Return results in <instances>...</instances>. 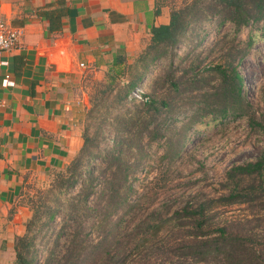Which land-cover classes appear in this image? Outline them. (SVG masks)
Here are the masks:
<instances>
[{
	"label": "trees",
	"instance_id": "trees-1",
	"mask_svg": "<svg viewBox=\"0 0 264 264\" xmlns=\"http://www.w3.org/2000/svg\"><path fill=\"white\" fill-rule=\"evenodd\" d=\"M207 22L216 25V29L228 24L235 35L248 28V48L256 32L264 30V0H186L182 6L180 3L174 5L169 23L152 27L149 45L134 64L125 65L129 75L126 84H116L117 71L114 73L116 78H109V88L114 82L116 89L107 91H115L113 96L118 102L132 99L131 91L137 88L150 66L164 56L173 58L174 48L180 40L188 32L191 38L198 37ZM245 54V49L228 48L222 62L208 67V71L218 78L217 86L208 96L213 98L216 106L220 103L218 113L222 118L230 114L244 116L248 107L242 95V77L235 64ZM160 79L167 84L163 85L165 92L161 94L164 96L155 91L157 81L154 80V91L142 95L144 99L140 106L124 120L121 121L119 116L120 119H116L112 146L99 152L103 155L99 172L96 174L98 168L92 161L86 162V176L82 178L79 167L83 160L99 156L91 152L98 146L84 135L82 149L66 168L69 173L67 189L77 181L81 186L75 199L67 204L68 212L61 226L66 235L63 246H59L60 235L56 234L52 246L37 263V234L55 218V210L37 209L25 224V234L15 239L13 264H264V239L257 242L256 230L264 225V147L255 160L232 166L226 172L221 186L226 192L224 195L187 204L171 214L156 208L129 227H123L122 218H117L120 212L127 208L130 212L134 207L129 204V197L135 191L126 183L130 171L140 165L143 157L135 159L136 164H130L128 154L132 149L141 154L144 152L141 135L147 136L145 133L149 134L148 129L153 128L156 136V131L160 130L159 116L171 111L174 95L182 93L184 84L192 90L200 83L195 90H201L204 81L197 73L184 80L183 76H175V69L170 67L168 74ZM207 93L203 92L204 96ZM248 119L249 126L264 137V122H257L252 115ZM164 136L159 134L161 138ZM100 179L101 184L96 186ZM95 194L100 203L89 206L88 199ZM240 206L245 207L244 216L228 220L227 208ZM44 214L47 220L41 222ZM93 233H96L95 237H92Z\"/></svg>",
	"mask_w": 264,
	"mask_h": 264
},
{
	"label": "rangeland",
	"instance_id": "rangeland-1",
	"mask_svg": "<svg viewBox=\"0 0 264 264\" xmlns=\"http://www.w3.org/2000/svg\"><path fill=\"white\" fill-rule=\"evenodd\" d=\"M185 2L186 0H181L180 5ZM215 27L212 22H207L203 32L194 38L188 32L175 46L173 58L164 56L150 66L137 88L131 91L132 99L118 102L113 96L115 91H107L110 88L115 90L116 84L122 86L121 82L129 76L126 66L119 69L116 84L113 82L109 88L111 82L106 78L108 88L99 96L94 94L91 102L87 98L88 107L82 116L83 137L86 134L93 140L92 144H96L98 148H92L91 152L99 154L112 146L116 136V119L124 120L135 107L140 106L144 99L142 95L154 91V80L157 81L155 91L164 96L161 93L165 92L163 85L167 84L160 77L168 74L169 67L171 70L175 69V76H183L184 80L192 77L193 73L204 80L201 90H195L200 87V83L193 86L195 89L192 90L187 89L184 84L181 87L182 93L174 95L171 111L158 118L160 130L156 131V136L153 128L148 129L149 134L145 133L147 136L141 135L140 141L144 149L142 154L134 149L131 153L128 152L130 164H136V160L143 157L140 165L128 175L126 186H133L135 191L129 197V204L134 207L130 212L127 208L117 215V218H122L123 227H129L156 208L162 213L171 214L187 204L194 205L201 200L226 194L221 187L226 172L232 166L255 160L264 147V137L249 126L248 119L252 115L257 122H264V30L256 32L251 46L246 48L248 28L235 35L228 24L219 29ZM228 48L246 51L244 58L239 62L235 61V64L237 63V71L242 77V95L248 107L244 116L230 114L222 118L218 113L220 103L216 106L213 98L208 96L218 84L217 75L209 72L208 67L222 62ZM97 88L94 84L93 91ZM203 92L208 93L204 96ZM159 134L165 136L161 138ZM176 150L178 152L175 154ZM102 156L99 154L96 159L83 160L79 167L82 178L86 176V162L92 161L98 168L96 174L99 172ZM68 175L64 168L49 176L38 175L31 178L24 186L22 202L30 208V218L37 209L44 212L50 208L55 210V218L50 225L37 234V263L52 246L56 234L60 235L59 246H63L66 241L61 226L68 212L67 204L72 198L75 199L81 186V182L77 181L67 189ZM101 181L100 179L96 186ZM95 203H100L96 194L88 199L89 206ZM244 208H227V219L242 218L246 213ZM46 220L44 214L41 222ZM252 225L255 226H250ZM256 230L257 242L261 243L264 239V225ZM34 232H37L36 228ZM95 235L93 233L92 237Z\"/></svg>",
	"mask_w": 264,
	"mask_h": 264
},
{
	"label": "crops",
	"instance_id": "crops-1",
	"mask_svg": "<svg viewBox=\"0 0 264 264\" xmlns=\"http://www.w3.org/2000/svg\"><path fill=\"white\" fill-rule=\"evenodd\" d=\"M180 1L0 0V20L22 33L0 56V264L14 263L15 239L31 217L24 186L74 160L87 98L135 61ZM5 77L12 85L2 86Z\"/></svg>",
	"mask_w": 264,
	"mask_h": 264
},
{
	"label": "built area",
	"instance_id": "built-area-1",
	"mask_svg": "<svg viewBox=\"0 0 264 264\" xmlns=\"http://www.w3.org/2000/svg\"><path fill=\"white\" fill-rule=\"evenodd\" d=\"M22 33L20 30L7 28L5 24L0 20V56L3 53L9 52L20 44ZM6 62L0 61V65H6ZM81 66H83L81 64ZM12 85L8 82L7 77L2 81V86ZM5 107V102L0 100V112Z\"/></svg>",
	"mask_w": 264,
	"mask_h": 264
}]
</instances>
